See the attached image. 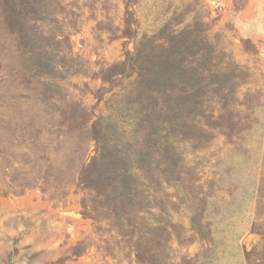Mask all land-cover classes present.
<instances>
[{"label":"rangeland","instance_id":"1","mask_svg":"<svg viewBox=\"0 0 264 264\" xmlns=\"http://www.w3.org/2000/svg\"><path fill=\"white\" fill-rule=\"evenodd\" d=\"M0 264H264V0H0Z\"/></svg>","mask_w":264,"mask_h":264},{"label":"trees","instance_id":"2","mask_svg":"<svg viewBox=\"0 0 264 264\" xmlns=\"http://www.w3.org/2000/svg\"><path fill=\"white\" fill-rule=\"evenodd\" d=\"M138 75L141 77V75H142V74H141V72H140V73H138Z\"/></svg>","mask_w":264,"mask_h":264}]
</instances>
